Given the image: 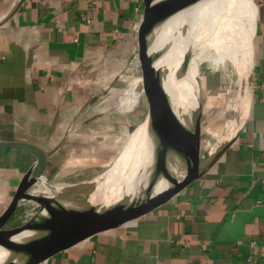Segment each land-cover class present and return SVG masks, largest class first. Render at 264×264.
Segmentation results:
<instances>
[{"label":"crops","instance_id":"obj_1","mask_svg":"<svg viewBox=\"0 0 264 264\" xmlns=\"http://www.w3.org/2000/svg\"><path fill=\"white\" fill-rule=\"evenodd\" d=\"M251 3L250 100L233 142L205 174L160 206L100 229L38 264H246L248 256L259 258L264 0ZM144 8V0H0V140L51 149L65 139L50 158L48 178L63 148L99 144L85 128L98 117L85 113L91 74L124 68L143 55ZM109 148L115 155V147ZM34 162L26 151L0 150V213Z\"/></svg>","mask_w":264,"mask_h":264},{"label":"water","instance_id":"obj_2","mask_svg":"<svg viewBox=\"0 0 264 264\" xmlns=\"http://www.w3.org/2000/svg\"><path fill=\"white\" fill-rule=\"evenodd\" d=\"M169 2L144 0L143 55L140 57L155 89L161 166L130 192L122 185H109L110 191H105L108 185L99 175L79 181L47 213L24 225L7 227L28 190L41 179H48L50 158L66 140H60L51 149H43L29 141L0 140V150H22L35 157L34 164L24 172L8 204L0 213V264H38L100 229L160 206L205 174L233 142L241 124L231 137L200 161V81H196L189 93L184 91L179 78H172L170 86L177 94L176 107H173L164 88L166 69L154 65L162 54V48L155 49L154 44L162 23L169 16ZM187 68L188 61L182 62L179 74L185 73ZM183 109L189 122L177 115V111ZM158 185L160 188L156 189Z\"/></svg>","mask_w":264,"mask_h":264},{"label":"rangeland","instance_id":"obj_3","mask_svg":"<svg viewBox=\"0 0 264 264\" xmlns=\"http://www.w3.org/2000/svg\"><path fill=\"white\" fill-rule=\"evenodd\" d=\"M250 6H252L251 0ZM169 15L170 18H175L172 11H170ZM246 15L247 13L244 11L239 18L242 29H245L247 25ZM174 33L177 36V31ZM163 56L162 53L154 65L156 68L166 69L167 76L163 80L164 85L165 82H169V70L167 67H164ZM198 66L200 70V98L202 102L200 130L203 125H209L199 135L198 158H200V161H203L208 156V148L204 147L206 142H213L212 144H215L218 141V145H220L225 139L231 137L242 123L245 117V108L240 98L241 96L243 97V93L247 89L248 81L243 57L240 54L234 60L229 57L217 59L206 55L198 62ZM125 67L119 69L118 67L109 68L104 74H91V81L89 82L87 91L92 92V98L86 106L85 113L97 114L98 117L88 123L85 128L90 130L95 136L97 135V137L92 138L93 142L97 141L100 143L95 144L96 146L94 145L92 148H90L92 145L90 143L83 146H66L59 151L55 156L57 169L55 172H52L53 175L50 178L46 179L50 184H66L71 186L79 181L101 175L114 166V161L115 164L119 163L124 154L128 153L134 145L143 141L142 137H133L130 141L128 140L134 129L145 121L152 105H155V89L150 81L145 64L140 63V57L132 60ZM114 78L115 80H120L119 85L115 86L113 84L112 80ZM234 95H236V100L239 99L235 101L236 103L234 102ZM155 108H157L156 105ZM240 116L242 118L238 127L232 130V121ZM210 127L218 133L216 136H210V133L208 135L205 133V131L211 130L209 129ZM220 137L221 140H218ZM109 145L115 147V155H112V148H109ZM85 146L88 147L86 148ZM71 151L73 154L69 155ZM160 166L161 161L155 165L154 170L149 176L136 183L132 190L138 184L145 182L146 179L151 177ZM37 184L33 185L28 192L34 191L37 188ZM43 194L36 192L31 201L33 203L22 200L8 222L7 227L24 225L34 220L37 216L44 214V206L35 204ZM10 198L11 195L7 202H9Z\"/></svg>","mask_w":264,"mask_h":264},{"label":"bare ground","instance_id":"obj_4","mask_svg":"<svg viewBox=\"0 0 264 264\" xmlns=\"http://www.w3.org/2000/svg\"><path fill=\"white\" fill-rule=\"evenodd\" d=\"M169 7V14L172 11L175 18H170L169 15L163 22L154 45L155 49L162 48L164 55L162 58L163 64L169 70V82H165L164 88L170 96L173 107H176L178 103L176 100L177 94L170 86L172 85L173 77L179 78L184 91L190 93L194 84L200 79L198 62L206 55L217 59L229 57L234 60L240 54L243 57L248 81V86L243 93V97H239L243 101L245 108L244 115H246L250 100V83L252 78L251 30L254 13L252 6H250V0H170ZM244 11L247 13V25L245 29H242L239 18ZM176 31L177 36L174 33ZM184 61H188L187 71L179 74L180 64ZM235 96L234 102L239 100H236ZM193 102L196 104L195 100ZM155 105H152L150 108L145 121L137 126L140 128L145 125L140 136L137 137H142L143 141L134 145L119 163L115 164L114 161L113 167L99 175L108 185L105 191H110L109 185H122L126 191L130 192L133 186L141 179L149 176L154 170L155 165L161 161L157 137L158 111ZM177 113L184 121L189 122L184 109L181 112L177 111ZM241 116L232 121V130L238 127L242 118ZM207 126L209 125H203L200 132H204ZM137 127L134 131L137 130ZM209 129L211 130L205 131L207 135L209 133L210 136L218 134L211 127ZM134 131L128 141L133 138ZM218 140H221V137ZM212 143L206 142L204 144V147L208 148V155L213 153L218 145V141L215 144ZM71 186L66 184L54 185L41 179L37 184V188L34 191L28 192L23 200L31 202L36 192L44 193L35 204L43 205L45 208L44 213H47L61 200L62 196ZM158 188H160V185L156 187V189ZM124 189L123 192H125Z\"/></svg>","mask_w":264,"mask_h":264},{"label":"built area","instance_id":"obj_5","mask_svg":"<svg viewBox=\"0 0 264 264\" xmlns=\"http://www.w3.org/2000/svg\"><path fill=\"white\" fill-rule=\"evenodd\" d=\"M256 243L251 242L250 247H255ZM246 264H264V246L262 250L259 252V258L258 259H253L251 256H248L246 259Z\"/></svg>","mask_w":264,"mask_h":264}]
</instances>
